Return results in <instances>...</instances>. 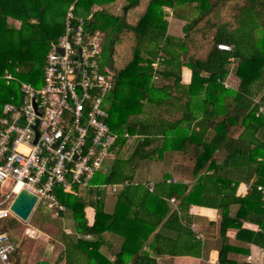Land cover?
<instances>
[{
  "label": "trees",
  "instance_id": "1",
  "mask_svg": "<svg viewBox=\"0 0 264 264\" xmlns=\"http://www.w3.org/2000/svg\"><path fill=\"white\" fill-rule=\"evenodd\" d=\"M116 4L122 5V14L109 10ZM72 6L86 31L101 35L99 64L114 73L110 105H103L111 132L140 134L141 139H119L109 170L92 180L95 201L56 190L66 207L60 217L71 219L75 231L58 236L63 250L56 264H157V257L165 255L199 258L202 242L189 216L193 205L221 214L220 264H236L228 258L232 251L247 254L230 244L231 228L239 230V242L264 251V199L257 190L264 189V0H0V117L13 96L3 90L18 92L21 77L34 78L31 84L37 86L44 76L47 51L38 39L52 38L53 47L65 32ZM94 6L100 9L93 11ZM169 17L184 22L183 36L169 32ZM109 38H117L119 47L104 62ZM159 57L161 66L154 73L152 63ZM231 73L239 81L236 89L226 87ZM8 75L14 78L10 82ZM164 121L176 126L164 128ZM159 142L161 148L152 149ZM157 151L194 154L195 183L188 191L182 181L168 182L169 174L153 190L134 181L138 163ZM125 181L115 194L114 212L107 213L101 186ZM241 183H253L246 197L237 196ZM172 198L178 210L171 212ZM89 206L95 209L92 225L85 213ZM232 206H239L234 216ZM244 221L259 231L245 230ZM18 224L14 217L4 219L0 230L10 236ZM106 233L123 239L113 260L101 252ZM19 249L17 245L14 257Z\"/></svg>",
  "mask_w": 264,
  "mask_h": 264
},
{
  "label": "built area",
  "instance_id": "2",
  "mask_svg": "<svg viewBox=\"0 0 264 264\" xmlns=\"http://www.w3.org/2000/svg\"><path fill=\"white\" fill-rule=\"evenodd\" d=\"M102 42L99 33L86 31L84 20L75 17L72 6L64 34L46 56L43 86L21 83V101L12 97L3 105L0 221L17 218L10 208L23 190L37 196L35 209L42 205L54 218L60 217L66 207L60 203L57 189L71 195L90 189L94 177L108 171L106 163L115 158L113 149L119 139H139L138 134L113 133L107 124L103 105L113 89L114 73L99 64ZM218 48L231 49L228 45ZM160 66L159 57L152 63L154 73ZM13 79L6 77L8 82ZM257 190L264 197V189L259 186ZM16 248L9 233L0 230V264H15Z\"/></svg>",
  "mask_w": 264,
  "mask_h": 264
},
{
  "label": "crops",
  "instance_id": "3",
  "mask_svg": "<svg viewBox=\"0 0 264 264\" xmlns=\"http://www.w3.org/2000/svg\"><path fill=\"white\" fill-rule=\"evenodd\" d=\"M189 73L188 70H184V80L185 82H188L190 79V76L188 79H185V76L188 77ZM229 79V78H228ZM235 89V88H234ZM188 122H184L183 126H187ZM164 128H173L176 126V123H171L167 121L163 122L162 125ZM136 135V134H135ZM141 139V135L138 134ZM134 141V140H133ZM133 141L129 143H133ZM161 148V142L158 144H154L153 148ZM161 150V149H160ZM127 152H124L123 155H126ZM177 152L173 151H165L163 155H161L160 151H157L153 158L147 159L145 161L139 162L138 166L136 168L135 174H134V181L136 183H145L149 184L151 188V184L156 183L157 181L161 180L165 174L170 175V179H168V182L171 180H178L182 181L184 184H187L188 188H191V186L195 183L191 176V172L193 170V165L190 166V169L187 168V165L177 163L175 162V158L179 157ZM110 162L108 161V164H106L107 170L110 168ZM171 171H174L172 173ZM103 173V172H102ZM104 174V173H103ZM128 183L125 181L122 184H114V185H105L101 186V192L104 194V207L105 211L107 213H113L114 207L116 204V192L113 193V187L116 186L117 191L121 190V188ZM253 186V183H241L237 189V196L239 197H246L250 192V187ZM155 187V185H154ZM86 189L82 190L75 196H78L80 198L85 199L87 195L89 196L91 194V190ZM154 189V188H153ZM151 189V190H153ZM114 195V198H110V196ZM174 199V202L172 201ZM264 199V197H263ZM169 205L171 207V212L173 210H178L177 205L178 202L175 200V198H172L169 200ZM239 206H232L230 209V215L234 216L236 211L238 210ZM86 218L88 220L89 225H92L95 221V209L93 207H87L85 209ZM189 216L192 218V225L191 229L197 234L198 238L202 242V251L199 256V258L191 257V256H160L157 257V264H220L219 263V249L221 247L222 241L220 236V220H221V214L218 210L213 208H207V207H201L197 205H193L189 209ZM168 217V216H167ZM166 217V218H167ZM61 218V217H58ZM67 218V217H65ZM17 219V218H16ZM69 219V218H68ZM166 220V219H165ZM215 224L214 226H211L210 224ZM68 232L64 230L67 234H74V223L73 221L69 225ZM73 227V228H72ZM245 230L249 231H259V227L256 224H253L251 222H243V226ZM238 231L235 228H231L227 232V238L230 240V244L242 249L243 251H247V254H238L237 251H232L229 253L228 258L231 262H234L236 264H249L248 259L251 261V264H259L264 262V251L259 246H256L254 244H246L241 243L239 240H237ZM43 240L45 239V235H43ZM48 238V237H47ZM50 239V238H49ZM58 240V239H57ZM122 238L112 235L110 233L105 234V240L104 244L101 246V252L104 253L110 260L114 259L115 252H118L121 244H122ZM47 241V245L45 244ZM44 241H37L39 246L38 250L40 251L41 247L45 245V248L43 252L37 251V259L30 260V264H35L38 261H44L47 260L50 264H56L57 257L63 250V245L60 243V241H57L58 245L50 244L52 246L51 248V254L50 257H45V253L48 250L49 246V240ZM145 250L149 251L151 256H154L153 249L149 246H145ZM39 252V253H38ZM57 264H64L57 263Z\"/></svg>",
  "mask_w": 264,
  "mask_h": 264
},
{
  "label": "rangeland",
  "instance_id": "4",
  "mask_svg": "<svg viewBox=\"0 0 264 264\" xmlns=\"http://www.w3.org/2000/svg\"><path fill=\"white\" fill-rule=\"evenodd\" d=\"M99 6H94L93 11L99 10ZM122 5L121 4H116L112 7L109 8V10L114 14H122ZM170 20V26H169V32L175 35H181L183 36V25L184 22H181V20H178L176 18L169 17ZM52 38H39L38 42L43 45L44 51H47V54L52 50V43L51 42ZM51 44V46H50ZM104 53L102 60L105 62L109 59V56L112 52V48H118L119 47V41L117 38H109V40L104 44ZM190 75L185 76V79H188ZM44 77V76H43ZM43 77L41 75L40 81L37 86V88H40L43 86ZM34 78H29L28 80H23V78L18 79V92H12L11 90H3L4 95L8 96L9 94L13 95L12 97L16 98L17 102L21 101V93H20V85L21 83H35ZM239 84L238 79L235 77L233 73L229 76V79L226 81V87H231V88H237ZM32 85V84H31ZM16 93V95L14 94ZM5 97L3 96V99ZM112 98V92L106 95L104 99V106L105 108H108L109 101ZM220 158V156H219ZM175 162L181 163L184 165H187V168L190 169V166L195 163L194 160V154H189V155H181L179 157L175 158ZM108 164V162L106 163ZM174 173V171H171ZM93 195V194H92ZM87 195V200H92L95 201L96 197L93 195ZM114 195L110 196V198H114ZM89 198V199H88ZM111 198V199H112ZM47 218V219H46ZM17 220H19L17 218ZM72 220L62 217V218H57L53 217L50 210L47 208H44L42 205H38V207L33 211L31 214L28 222H22L19 220V224L17 227L13 230L10 231V237H12L16 243L20 247L19 249V254L13 257V259L16 261L19 258L20 264H30V260L32 259H37V251L39 246H37L38 242L37 241H46L49 240V245L53 242L55 245L57 244V239H59V235L61 232L64 230L68 232L69 225L71 224ZM73 228V227H72ZM43 235H45V239L43 240ZM48 237V238H47ZM50 238V239H49ZM47 245V241L45 243ZM45 248V245L41 247L40 251L41 253L43 252ZM39 251V252H40ZM38 252V253H39ZM18 257V258H17Z\"/></svg>",
  "mask_w": 264,
  "mask_h": 264
},
{
  "label": "water",
  "instance_id": "5",
  "mask_svg": "<svg viewBox=\"0 0 264 264\" xmlns=\"http://www.w3.org/2000/svg\"><path fill=\"white\" fill-rule=\"evenodd\" d=\"M59 52H62L58 48ZM37 196L31 194L30 192L23 190L15 198L14 202L11 205V211L14 215L22 222H28L31 214L35 210L37 204ZM52 246H48V250L45 253V257H50Z\"/></svg>",
  "mask_w": 264,
  "mask_h": 264
},
{
  "label": "bare ground",
  "instance_id": "6",
  "mask_svg": "<svg viewBox=\"0 0 264 264\" xmlns=\"http://www.w3.org/2000/svg\"><path fill=\"white\" fill-rule=\"evenodd\" d=\"M47 219V218H46Z\"/></svg>",
  "mask_w": 264,
  "mask_h": 264
}]
</instances>
